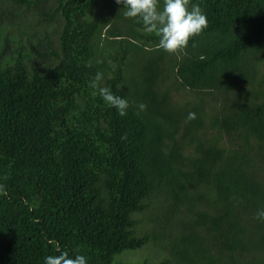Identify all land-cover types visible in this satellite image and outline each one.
<instances>
[{"label":"trees","instance_id":"1","mask_svg":"<svg viewBox=\"0 0 264 264\" xmlns=\"http://www.w3.org/2000/svg\"><path fill=\"white\" fill-rule=\"evenodd\" d=\"M194 2L170 54L115 0H0V264H264V0Z\"/></svg>","mask_w":264,"mask_h":264},{"label":"clouds","instance_id":"2","mask_svg":"<svg viewBox=\"0 0 264 264\" xmlns=\"http://www.w3.org/2000/svg\"><path fill=\"white\" fill-rule=\"evenodd\" d=\"M122 7V15L140 23L143 31L152 33L158 38V48L173 54L188 46L190 38L199 35L208 26L205 13L194 0H115ZM203 59V57H201ZM99 62V61H98ZM103 74L97 71L89 81V87L96 90L103 102L116 110L123 117L127 114L129 102L121 95L115 94L110 87L101 86ZM139 111H144L146 105L141 102L136 105ZM196 118L189 111L186 120ZM255 219L264 222V208H258ZM43 264H88V258L78 252L57 248L56 255L43 257Z\"/></svg>","mask_w":264,"mask_h":264},{"label":"rangeland","instance_id":"3","mask_svg":"<svg viewBox=\"0 0 264 264\" xmlns=\"http://www.w3.org/2000/svg\"><path fill=\"white\" fill-rule=\"evenodd\" d=\"M149 244L140 250L128 252L124 256H121L120 259L124 262L128 261L131 264H142L144 259L158 261L160 259V255L166 251L160 248L159 243H155L154 245Z\"/></svg>","mask_w":264,"mask_h":264}]
</instances>
